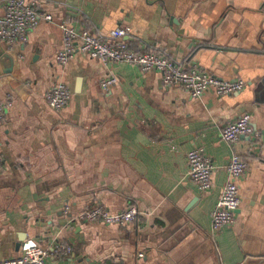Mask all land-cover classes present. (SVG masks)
I'll return each mask as SVG.
<instances>
[{"label":"crops","instance_id":"1","mask_svg":"<svg viewBox=\"0 0 264 264\" xmlns=\"http://www.w3.org/2000/svg\"><path fill=\"white\" fill-rule=\"evenodd\" d=\"M37 4L51 21L12 50L0 43V102L11 101L0 118V260L34 240L71 249L46 264H264V0ZM62 23L103 35L128 26L125 41L136 52L157 48L245 87L194 98L128 63L78 52L60 65ZM109 77L117 83L104 90L100 81ZM58 82L71 98L55 111L45 93ZM243 113L259 136L229 144L220 133ZM197 148L213 165L208 191L188 177L186 154ZM233 153L248 162L237 181L240 206L231 227L214 231L211 214ZM98 205L140 213L125 227L73 219Z\"/></svg>","mask_w":264,"mask_h":264},{"label":"built area","instance_id":"2","mask_svg":"<svg viewBox=\"0 0 264 264\" xmlns=\"http://www.w3.org/2000/svg\"><path fill=\"white\" fill-rule=\"evenodd\" d=\"M39 0H2L4 12L0 15V43L6 49H14L28 41L31 30L43 20L50 22L51 16L41 12L38 8ZM62 30V46L56 54V62L66 65L78 52L92 59L106 62H123L137 66L140 71L155 70L161 75L164 87L179 86L188 90L192 97L199 98L206 91L212 90L217 96L223 97L241 92L245 87L243 80H225L211 76L196 66L184 67L181 62L161 53L157 48L136 52L125 41L130 36V27L120 26L106 35L95 33L87 29L75 30L60 24ZM117 79L109 77L100 81L104 90L115 86ZM71 98L69 88L62 82L51 86L45 93V100L49 108L60 111L67 106ZM11 106V101L0 102V118ZM221 138L229 144L236 143L242 136H259V132L252 126L251 115L243 113L231 121L220 133ZM188 177L199 191L212 188L213 165L202 148L190 150L186 154ZM248 170V162L238 154L233 153L226 168V180L219 199L211 214L212 229L219 231L231 227L235 222V214L240 206L239 188L237 181ZM69 208L65 207L64 214ZM140 211L130 205L122 211L113 213L98 205L84 210L73 219L107 226L125 227L135 222ZM69 247L56 245L46 249L34 240H26L21 246V253L14 258L1 259L0 264H46L52 255L68 254ZM139 254V257H142Z\"/></svg>","mask_w":264,"mask_h":264}]
</instances>
